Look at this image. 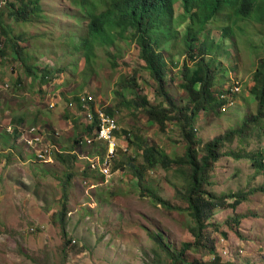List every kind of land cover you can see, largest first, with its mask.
<instances>
[{"label":"rangeland","instance_id":"obj_1","mask_svg":"<svg viewBox=\"0 0 264 264\" xmlns=\"http://www.w3.org/2000/svg\"><path fill=\"white\" fill-rule=\"evenodd\" d=\"M72 1L39 0L40 15L45 19L23 24L7 19L0 26L2 43L7 38L10 44L28 40L31 45H25L18 60L9 49L4 56L8 62L0 66V80L9 85L4 95L8 103H0V131L9 136L7 140L0 136V264H171L151 235H161L175 253L184 243L194 241L190 229L197 225L181 196L183 177L173 167L157 166L143 171L137 181L131 166L142 165L141 142L157 146L172 159L183 155L186 147L180 129L168 123L160 131L148 123L142 108L135 110L124 103L135 100V93L151 105L160 103L134 43L119 39L115 48H108L116 53L113 68L106 49L93 47L87 60L80 50H74L86 33V21L73 17L80 14ZM175 6L172 27L177 38L165 58L166 81L168 92L178 105H184L187 97L180 83L187 55L179 38L190 22L183 18L181 5ZM94 7L98 12L104 9L99 3ZM233 10L227 4L222 6L199 36L206 44L212 42L213 50L205 59L213 61L214 94L226 103L218 118L203 111L197 114L198 148L256 113L257 100L250 89L255 83L253 75L264 61V23L254 17L235 19ZM21 60L31 75L18 66ZM43 70L54 73L50 84L42 82ZM133 76L136 86L131 91L125 84ZM86 93L95 99L93 109L113 110L118 123L119 156L111 163L110 177L103 180L89 170L86 160L78 161L71 154L74 147H84L76 141L89 135L77 101ZM18 119L23 124H46L64 135L62 159L54 158L53 164L36 162L14 133H6L8 123L18 131L23 128V124L17 125ZM246 133L245 140L234 139L223 146V156L212 167L210 185L205 187L214 197L223 196L226 203L235 195L240 204L235 209L216 208L200 231L205 245L213 247L222 262L264 264V173L254 165L257 156L264 155V121L250 124ZM86 148L90 154L84 155L90 159L103 155L97 147L92 153V147ZM148 193L174 208H164ZM182 258L209 262L213 256L196 247L186 249Z\"/></svg>","mask_w":264,"mask_h":264},{"label":"trees","instance_id":"obj_2","mask_svg":"<svg viewBox=\"0 0 264 264\" xmlns=\"http://www.w3.org/2000/svg\"><path fill=\"white\" fill-rule=\"evenodd\" d=\"M72 2L79 8L80 14L73 17L86 21V33L79 38L77 45L73 46L74 50H80L87 60L92 55L93 47L101 51L106 49L105 55L110 59V67L113 68L117 66L116 53L108 52V48H115V43L119 39L134 43L160 103L151 105L147 99L139 97L136 93L135 100L124 101V103L129 105V108L133 106L135 110L136 107L142 108L148 123L155 124L160 131H164L168 123H173L180 129V135L186 147L183 155L172 159L157 146L141 142L139 151H141L142 165L138 168L133 165L131 169L137 181L142 178L143 171L153 170L157 166L165 170H171L173 167L174 172L183 177L184 195L181 196L187 203L190 217L197 225L194 230L190 229L194 241L184 243L182 250L175 253L170 252L169 245L164 243L161 235L156 234L151 237L166 251L172 261L171 264H232L229 263L231 261L222 262L214 253L213 247L205 245L206 239L200 230L216 208L235 209L240 204V199L235 195L229 196L228 198L233 201L226 203L223 196L214 197L205 190V187L210 185L209 173L212 167L223 156L220 152L223 146L230 144L234 139L245 140L248 137L246 131L250 124L257 123L259 120L264 121V61L257 67L253 75L255 83L250 89L257 100L255 115L246 117V121L244 120L241 125L226 129L225 132L198 148L199 143L194 129L197 114L203 111L218 118L223 114L221 113L222 105L226 103L216 98L218 93L214 94L213 87L217 79L214 76L215 69L211 68L213 61L211 58L205 59L207 53L213 50L212 42L206 44V40L200 41L199 36L205 25L220 13L225 4L235 7L232 11L235 19L254 17L257 21L264 23V0L258 4L256 0H73ZM97 3L104 7L101 12L95 10L94 6ZM177 3L182 7L183 18L190 22L179 38L187 55L182 66L183 74L180 83L187 97L184 105L177 104V100L168 92L166 81L165 58L177 38V33L172 27ZM40 9L39 0H0V26L7 19H13L16 23L22 24L26 21H37L38 18L45 19L40 15ZM0 34L4 35L1 31ZM222 35L227 36L226 29L223 30ZM27 44L30 45L28 40L10 44V39L5 38L4 43L0 41V56L3 58L11 50L18 60ZM18 66L23 67L24 70L27 69V73L31 75L25 61L21 60V65ZM87 72L91 71L87 70ZM53 75L54 73L43 70L42 82L45 84L50 82ZM125 85L130 86L133 91L132 88L136 86L135 77L133 76V80H128ZM104 111L110 116H115V112L109 108H105ZM255 128L252 126V129ZM92 129L93 126L86 127L85 131L90 134ZM14 134L17 133L14 132ZM56 159L61 160L62 156L57 155ZM254 161V165L264 173V155H258ZM139 185L141 186V183ZM148 194L152 197L150 193ZM177 194L181 193L177 190ZM152 198L166 209L174 208L155 195ZM64 213L63 205L59 213L61 218ZM70 242V239L66 241L67 244ZM196 247L204 248L206 254L213 256L212 260L187 262L182 258L186 249Z\"/></svg>","mask_w":264,"mask_h":264},{"label":"built area","instance_id":"obj_3","mask_svg":"<svg viewBox=\"0 0 264 264\" xmlns=\"http://www.w3.org/2000/svg\"><path fill=\"white\" fill-rule=\"evenodd\" d=\"M236 89V88H235ZM93 95L86 93L79 97V103L84 108V115L89 124L94 123L92 135L93 140L105 142L107 149L105 157L100 163L97 159L96 163H91L90 167L97 170L100 176L104 179L110 177L111 160L116 155L117 144L115 140V132L118 130L117 121L114 116L106 114L103 109L95 108L93 111L89 109L90 104L94 103ZM95 113V116H94ZM11 128H8L10 131ZM20 140L26 145V148L32 152L35 159L39 162L48 160L51 162V144L46 141L49 137L53 136V132L44 126H29L23 127L19 131ZM86 143L89 145L92 140L87 139Z\"/></svg>","mask_w":264,"mask_h":264},{"label":"clouds","instance_id":"obj_4","mask_svg":"<svg viewBox=\"0 0 264 264\" xmlns=\"http://www.w3.org/2000/svg\"><path fill=\"white\" fill-rule=\"evenodd\" d=\"M230 8H235V7H230ZM3 62H5L4 61V57L2 58L1 56H0V66L3 64ZM6 63V62H5ZM4 63V64H5ZM10 71H13L14 72V68L12 67V68H10ZM30 82H31V80H30ZM51 82V81H50ZM50 82H47L48 84H50ZM46 86V85H45ZM7 89H9V85H8V83L7 82H5L4 80L3 81H1L0 80V96L1 95H5V93L7 92L6 90ZM78 106H79V111H80V113L83 115V117H84V120H85V122L87 123L86 124V127H94V123L93 124H89L88 122H87V120H86V117H85V115H84V108H82V106H81V104L79 103V98H78ZM95 103V102H94ZM94 103H92V104H90V107H89V109L91 110V111H93V108H92V106L94 105ZM103 111H104V109H103ZM105 112V111H104ZM94 116H95V113H94ZM96 117V116H95ZM23 123H20V124H17V125H22ZM44 127H47V128H49V126H46V124H42ZM117 125H118V123H117ZM8 127L7 128H11V130L10 131H8L7 130V132L6 133H8V134H12V133H14V132H16L17 133V139H18V142L20 143V144H22L23 146H24V148L26 149V150H28L27 148H26V145L20 140V133H19V131H18V129H17V127H14V126H11L10 127V125H7ZM29 126H36V124H27V123H25V124H23V127H29ZM52 132H53V136L52 137H49L48 139H46V141H48L52 146H51V164H53V159L57 156V155H62L63 153H62V151H59V148L55 145V140H57L59 137H60V132L58 133V132H56L54 129H51V128H49ZM56 129V128H55ZM92 131H93V129H92ZM118 133H119V131L117 130L116 132H115V140H116V138L118 137ZM93 137H94V135H92V132L89 134V135H87V136H85V139H83V137H80V139H78L77 141H76V144L78 145V146H84V147H82V148H78L80 151H78L77 150V148L76 147H74V149L72 150V152H71V154H73L74 156H75V158H76V160H78V161H82V160H86V162H87V165H88V168H89V170L90 171H93V172H95V173H97V175L98 176H100V174L98 173V171L97 170H93V169H91V167H90V165H91V163H96L97 162V159H98V161L101 163L102 162V160L104 159V157H105V152H106V149H107V146H106V143L105 142H98V141H94L93 140ZM87 139H89V140H92V143L91 144H87L86 143V140ZM116 144H117V142H116ZM97 147L99 150H101L102 152H103V155L102 156H95L94 158H92V159H90V158H88L87 156H85L84 154H86V155H88V154H90L89 152H88V149L86 148V147H92V148H94V149H92L91 148V153L93 152V151H95V147ZM100 146V147H99ZM117 149H119V145L117 144ZM29 151V150H28ZM30 152V151H29ZM116 152H117V150H116ZM80 153V154H79ZM79 156H81V157H79ZM116 156H119L118 155V153H116V155H115V157L111 160V163H112V161L116 158ZM35 161L36 162H38V163H40V164H43L42 162H39V161H37L36 159H35ZM44 165V164H43ZM111 170H113L112 169V164L110 165V172H111ZM111 174V173H110ZM101 177V179L103 180V177L102 176H100ZM85 184V183H84Z\"/></svg>","mask_w":264,"mask_h":264},{"label":"crops","instance_id":"obj_5","mask_svg":"<svg viewBox=\"0 0 264 264\" xmlns=\"http://www.w3.org/2000/svg\"><path fill=\"white\" fill-rule=\"evenodd\" d=\"M1 100H2L3 102H1ZM0 103H4V104H5V103H6V104L8 103V101H7L6 99H4V95H1V96H0ZM4 107H5V106H4ZM4 107H3V108H4ZM37 107H38V106H37ZM7 111H8V109H5L4 114H8L9 111H8V112H7ZM21 121H22V119H18V122H19V123H22V122H23V121H22V122H21ZM27 124H28V123H27ZM8 125H9V123H8ZM14 135L17 137V134H14ZM0 136H1L3 139H6V140H7L8 137H9L8 135L1 133V131H0ZM63 137H65V136H64V135H60V137H59L57 140H55V145H56L58 148H60L59 151H61V142L63 141ZM17 142H18V139H17ZM18 143H19V142H18ZM21 145H22V144H21ZM22 146H23V145H22ZM23 148H24V146H23ZM77 150L80 151L78 148H77ZM80 152H81V151H80ZM81 153H82V152H81ZM55 158H56V157H55Z\"/></svg>","mask_w":264,"mask_h":264}]
</instances>
